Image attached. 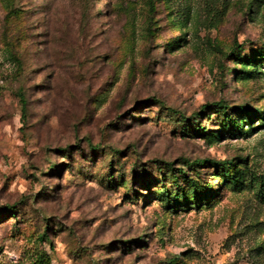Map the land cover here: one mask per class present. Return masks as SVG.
<instances>
[{
    "label": "rangeland",
    "instance_id": "obj_1",
    "mask_svg": "<svg viewBox=\"0 0 264 264\" xmlns=\"http://www.w3.org/2000/svg\"><path fill=\"white\" fill-rule=\"evenodd\" d=\"M0 264H264V0H0Z\"/></svg>",
    "mask_w": 264,
    "mask_h": 264
},
{
    "label": "trees",
    "instance_id": "obj_2",
    "mask_svg": "<svg viewBox=\"0 0 264 264\" xmlns=\"http://www.w3.org/2000/svg\"><path fill=\"white\" fill-rule=\"evenodd\" d=\"M22 104H23V106H22V107H23V108H22V111L25 112V100H22ZM218 105H220V103H219ZM255 113H257V112H255Z\"/></svg>",
    "mask_w": 264,
    "mask_h": 264
}]
</instances>
